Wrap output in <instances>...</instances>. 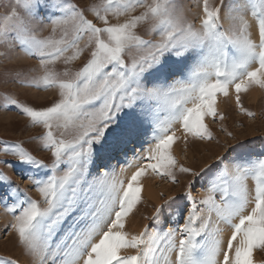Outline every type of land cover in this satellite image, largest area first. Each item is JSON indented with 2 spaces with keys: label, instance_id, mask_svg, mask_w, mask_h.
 <instances>
[{
  "label": "snow or ice",
  "instance_id": "6c2138e0",
  "mask_svg": "<svg viewBox=\"0 0 264 264\" xmlns=\"http://www.w3.org/2000/svg\"><path fill=\"white\" fill-rule=\"evenodd\" d=\"M253 87L264 89V0H2L0 113L38 134L0 139V243L28 264H256L264 138L220 145L205 122L235 140L218 97L255 119L242 101ZM49 90V104L19 98ZM212 144L223 151L199 168L175 155ZM146 178L185 183L133 234Z\"/></svg>",
  "mask_w": 264,
  "mask_h": 264
},
{
  "label": "rangeland",
  "instance_id": "374dc122",
  "mask_svg": "<svg viewBox=\"0 0 264 264\" xmlns=\"http://www.w3.org/2000/svg\"><path fill=\"white\" fill-rule=\"evenodd\" d=\"M2 2V0H0ZM81 3H87L89 0H80ZM34 63V62H32ZM81 62H77L75 67H79ZM19 98L33 104H49L57 98V92L55 90H49L48 92H37V91H21L19 93ZM242 101L244 106L249 110L256 113V118L251 119L248 116L239 113L234 104V100H225L224 97H218V104L220 109L224 111L228 119L223 122L224 127L228 132L233 133L236 137L235 140L228 137L226 132L220 130V122H210L206 118V123H209V127L213 131L216 138L220 141V145H232L237 141H259L264 138V89L258 87H253L248 93L242 94ZM26 121L17 116L14 112L7 114L0 113V139H8L13 141H27L30 136L37 135L38 130H30L23 133L15 131L22 128ZM179 135V133H178ZM25 147L29 149H35L34 144L25 143ZM223 151L222 147H218L215 144L208 145L202 150L203 154L193 157L192 153L189 152L187 156L182 151V146L177 147L175 151L176 157L181 163L188 166L199 168L205 163H212L215 159V155ZM38 157L44 159L45 162L49 159L48 153H37ZM11 171V170H9ZM12 178L16 180L22 187H27V184L18 179L15 174H12ZM144 191L142 196L144 203L142 206H138V211L135 212L126 222V230L135 234L142 230L145 224L150 223L143 217L145 215L151 216L155 206H158L164 202L169 196H180L182 194L185 181L181 179L179 186H173L171 184L164 183L159 180L145 179L144 181ZM253 182L250 180L249 184ZM163 193V196H161ZM35 198H38L36 193H30ZM9 217L3 214L2 209H0V228L7 222ZM12 254L14 257H19L21 259V264H28L27 260L20 255L18 249H14L11 246L5 249L3 243H0V255ZM254 259L256 264H264V252L257 251L254 253Z\"/></svg>",
  "mask_w": 264,
  "mask_h": 264
}]
</instances>
